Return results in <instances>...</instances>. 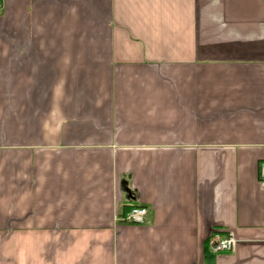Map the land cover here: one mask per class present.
I'll list each match as a JSON object with an SVG mask.
<instances>
[{
  "label": "crops",
  "instance_id": "0c3cea01",
  "mask_svg": "<svg viewBox=\"0 0 264 264\" xmlns=\"http://www.w3.org/2000/svg\"><path fill=\"white\" fill-rule=\"evenodd\" d=\"M260 163L264 0H0V264H264Z\"/></svg>",
  "mask_w": 264,
  "mask_h": 264
},
{
  "label": "built area",
  "instance_id": "2783aa9c",
  "mask_svg": "<svg viewBox=\"0 0 264 264\" xmlns=\"http://www.w3.org/2000/svg\"><path fill=\"white\" fill-rule=\"evenodd\" d=\"M258 180L261 185L264 186V163H260L258 169ZM148 209L142 206L131 207L125 215L120 219L124 224L131 225H143L146 222ZM235 239L230 234L220 235L219 233H213L209 238V248L214 254H225L233 251L235 247Z\"/></svg>",
  "mask_w": 264,
  "mask_h": 264
}]
</instances>
